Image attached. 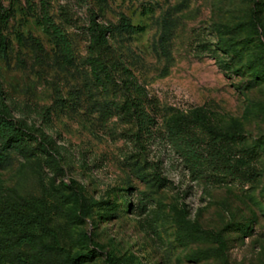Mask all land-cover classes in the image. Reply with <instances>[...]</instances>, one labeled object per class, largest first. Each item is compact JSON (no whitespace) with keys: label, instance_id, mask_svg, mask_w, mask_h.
I'll return each instance as SVG.
<instances>
[{"label":"rangeland","instance_id":"obj_1","mask_svg":"<svg viewBox=\"0 0 264 264\" xmlns=\"http://www.w3.org/2000/svg\"><path fill=\"white\" fill-rule=\"evenodd\" d=\"M44 4L71 42L69 64L57 56L39 24L42 0L3 2L11 16L2 31L8 47L0 48V91L10 118L36 139L26 142L36 157L0 147L6 156L0 165V217L8 208L18 210L40 201L52 210L78 188L88 199L111 202L117 212L107 216L95 208L76 225L53 213L48 225L58 234L63 249L58 253L94 249L97 256L88 264H105L110 257L120 264H264V83L250 88L245 61H232L218 51L215 30L241 26L238 39L250 43L243 50L247 56L264 41V0H107L103 5L98 0H44ZM254 12L263 31L249 25ZM122 15L142 31L108 33L106 56L116 84L105 89L92 77L88 27L94 18L100 27L112 29ZM166 27L170 35L163 55L160 38ZM32 39L41 43L42 52ZM127 71L157 106V125L150 133L122 112L113 115V109L123 104L121 80ZM102 105L113 109L102 112ZM199 107L216 123L238 119L244 124L248 145L257 148L256 182L226 178L224 183L206 185L194 179L168 140L162 116L168 110L186 113ZM43 134L56 144L58 176L39 155ZM182 205L192 220L222 235L224 252L207 240L177 242L173 209ZM81 234L91 243L81 242ZM49 260L63 264L55 253Z\"/></svg>","mask_w":264,"mask_h":264},{"label":"trees","instance_id":"obj_2","mask_svg":"<svg viewBox=\"0 0 264 264\" xmlns=\"http://www.w3.org/2000/svg\"><path fill=\"white\" fill-rule=\"evenodd\" d=\"M0 0V48H7L8 41L2 35L3 29L8 25L10 10L5 8ZM107 0H98L103 5ZM46 4L42 0L41 16L39 24L43 31L50 37L57 56L66 63L73 60L71 42L64 31L56 25L46 10ZM257 12H254L249 25L255 31L263 27L258 23ZM241 26L229 28L216 26L218 51L230 57L232 61H245V67L251 78L250 88L264 83V41L259 48L245 56L243 50L250 45L246 40L238 39ZM134 35L142 31L134 26L130 20L122 15L116 26L110 28L100 27L94 18H91L88 33L92 43V77L96 85L108 89L116 84V78L109 58L106 56L108 48V33ZM170 28L166 27L160 38V48L163 55L167 54L165 45L169 40ZM39 52L43 51L41 43L32 39ZM228 68V67H227ZM240 72L239 69L235 70ZM126 77L121 80L123 84V104L118 108L101 106L102 112L113 109L114 114L122 112L136 122L140 129L150 133L156 127L157 106L151 100L146 90L139 85L137 80L127 71ZM4 97L0 91V147L3 151H17L26 157L35 156L26 142L36 140L24 125L10 118V112L4 105ZM63 101V100H60ZM49 115V110L46 109ZM163 117V128L168 140L175 145L186 163L194 179L201 180L206 185H218L225 182L226 178L242 184H252L260 176L255 167L257 148L248 145L244 124L238 119H232L227 124L216 123L210 112L199 107L186 113L168 110ZM42 142L38 145L39 155L43 163L58 176L61 169L55 160L57 147L55 142L46 135H42ZM54 153V154H53ZM38 157V156H37ZM6 162V156L0 153V165ZM151 179V178H150ZM154 180L163 181V178L155 177ZM65 198V199H64ZM60 204L52 210L47 203L39 202V205H29L22 209H9L0 217V264H51L49 255L52 253L61 256L63 264H88L96 258L94 249L83 252H72L62 249L57 232L48 225L51 215L60 214L70 225L83 224L99 208L107 216H114L117 206L111 202H97L84 196L82 190L76 188L70 197H64ZM44 208L45 212L40 209ZM176 225V239L180 245L199 240L211 241L218 245L224 252L226 242L222 235L204 229L198 221L190 218L188 209L182 205L173 209ZM80 241L91 243L86 234L80 235ZM29 250L30 252H27ZM105 264H120L116 258L110 257Z\"/></svg>","mask_w":264,"mask_h":264}]
</instances>
